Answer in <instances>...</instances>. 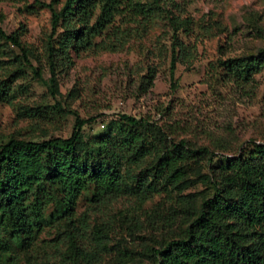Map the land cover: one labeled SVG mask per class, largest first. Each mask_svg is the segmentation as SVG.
<instances>
[{"label":"trees","instance_id":"1","mask_svg":"<svg viewBox=\"0 0 264 264\" xmlns=\"http://www.w3.org/2000/svg\"><path fill=\"white\" fill-rule=\"evenodd\" d=\"M35 1L51 14L41 46L24 41L22 29L0 24V102L34 128L50 120L62 125L70 114L75 121L67 136H0V264H17L21 252L24 264H264V140L249 139L231 151L218 137L211 147L178 137L185 130L178 120L161 123L127 112L87 132L95 117H82L59 98L60 79L76 57L122 50L159 17L171 32L165 53L173 79L178 63L197 49L186 40L193 17L171 10L174 0ZM159 66L147 64L143 93L154 85ZM263 68L264 45L209 63L211 77L239 88ZM46 69L56 101L18 100L30 99L33 82L44 79ZM190 161L197 165L193 173ZM199 184L204 187L193 189ZM162 190L171 192L168 202L144 207ZM125 196L135 198L132 210L103 211L102 205ZM81 197L94 206L93 223L86 212L77 214ZM119 223L127 235L113 241ZM47 225L58 226L53 251L34 253Z\"/></svg>","mask_w":264,"mask_h":264},{"label":"rangeland","instance_id":"2","mask_svg":"<svg viewBox=\"0 0 264 264\" xmlns=\"http://www.w3.org/2000/svg\"><path fill=\"white\" fill-rule=\"evenodd\" d=\"M174 1L175 5H169L171 10L193 17L192 36L186 40L196 42L197 49L185 62L178 63L173 79L165 53V48L170 45L171 32L167 20L159 17L145 36L135 38L122 50L97 54L87 52L76 57L75 64L60 79L63 95L59 98L70 103L82 117H95L86 124L87 132L100 129L103 121L127 112L148 116L161 123L178 120L185 127V130H179L178 137L197 139L211 147H215L218 137L231 147V151L239 150L240 145L249 139L264 140V68L256 74L254 82L243 88L223 85L209 73L211 61L255 52L264 45V0ZM50 16V10L35 0H0V24L8 31L22 29L24 41L37 46L42 45L45 31L50 29ZM159 48L163 53H159ZM152 62L160 65L159 72L151 89L143 93L140 81L147 64ZM49 75L46 69L44 79L33 82L30 99L23 96L18 100L23 103L42 100L54 103L56 98L51 95L45 81ZM173 81L176 87L172 86ZM70 90L77 93L74 99L67 96ZM74 121V114H70L62 125L50 120L42 121V126L34 128L30 119L18 116L15 107L0 102V136L12 133L37 139L50 135L67 136ZM196 166L193 161L188 162L191 173ZM203 187L199 184L193 189ZM171 195L168 190H162L144 207L158 201L168 202ZM136 205L134 197L125 196L107 206L102 205V209L108 214L114 211L119 215L118 210H132ZM92 207L87 197H81L78 216L86 212L90 223H93ZM120 224L116 229L120 232L113 235V241L127 235ZM57 230V225H47L31 251L52 252L50 239L56 236ZM23 258L21 252L17 264H24ZM7 263L13 264L11 260Z\"/></svg>","mask_w":264,"mask_h":264}]
</instances>
